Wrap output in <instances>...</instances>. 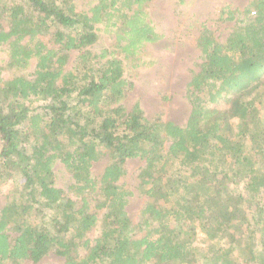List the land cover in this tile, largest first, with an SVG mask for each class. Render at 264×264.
I'll return each mask as SVG.
<instances>
[{"label": "trees", "instance_id": "trees-1", "mask_svg": "<svg viewBox=\"0 0 264 264\" xmlns=\"http://www.w3.org/2000/svg\"><path fill=\"white\" fill-rule=\"evenodd\" d=\"M152 1L0 0V264H264V0L220 7L224 43L197 36L182 124L126 104Z\"/></svg>", "mask_w": 264, "mask_h": 264}, {"label": "rangeland", "instance_id": "rangeland-1", "mask_svg": "<svg viewBox=\"0 0 264 264\" xmlns=\"http://www.w3.org/2000/svg\"><path fill=\"white\" fill-rule=\"evenodd\" d=\"M77 1L78 8H83L87 0ZM248 1L250 0H153L149 8L150 17L157 32L162 35L149 46L156 62L133 79L134 83L126 98V104L131 106L138 103L147 117L159 116L176 124L184 123L190 111L189 102L185 97V85L191 72L197 70L199 62V50L195 46L197 36L203 27H206L224 43L234 22L218 18L220 7L231 4L242 9ZM112 42L107 34L102 33L91 50L99 53ZM1 54L0 52V57ZM104 163V161L95 163L93 171L96 174L100 173ZM142 165L141 160H128L125 163L126 172L118 181L133 192L127 205V212L133 222H137L146 199L145 195L137 192ZM59 175L58 181H61V173ZM13 185L11 181L5 183L0 192V207L6 198V192L15 188ZM60 262L54 255H48L37 264ZM25 264L32 263L26 261Z\"/></svg>", "mask_w": 264, "mask_h": 264}]
</instances>
